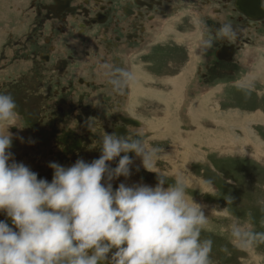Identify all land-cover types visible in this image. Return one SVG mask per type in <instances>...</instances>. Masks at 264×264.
Masks as SVG:
<instances>
[{
    "label": "clouds",
    "instance_id": "1",
    "mask_svg": "<svg viewBox=\"0 0 264 264\" xmlns=\"http://www.w3.org/2000/svg\"><path fill=\"white\" fill-rule=\"evenodd\" d=\"M215 35L232 40L236 31L222 23ZM214 43L202 37L201 48ZM107 76L112 90L121 94L135 80L123 66H113ZM255 86L254 78L237 85L246 96ZM17 109L11 93H0V213L7 218L0 220V264H215L214 242L202 236L209 221L206 206L189 197L183 177L169 183L156 169L161 149L148 148L142 133L131 128L127 135L101 133L94 141L99 158H78L68 167L50 162L49 182L9 151L14 137L9 128H23L15 123ZM93 125L90 120L95 133ZM129 153L156 174L154 187L124 182L113 187L114 180L132 174ZM234 202L233 196L226 199ZM258 203L264 210V199ZM229 219L227 230L240 251L264 245V231Z\"/></svg>",
    "mask_w": 264,
    "mask_h": 264
},
{
    "label": "flooded vegetation",
    "instance_id": "2",
    "mask_svg": "<svg viewBox=\"0 0 264 264\" xmlns=\"http://www.w3.org/2000/svg\"><path fill=\"white\" fill-rule=\"evenodd\" d=\"M27 6L33 15V26L16 42L14 61H24L21 64L30 69L16 74V78L0 79V91L14 97L19 113L15 123L23 126L9 128L14 134L9 151L17 162L49 182L54 171L48 166L50 162L65 167L78 158L91 162L101 154L99 147H94L101 133L127 135V129L139 126V120L126 116V101L121 93L114 92L107 82V73L113 66L125 67L126 53L129 62L128 56L142 46L139 59L147 54L154 62L178 60L180 64L176 63L169 72L181 74L179 68L189 58L181 57L182 51L176 49L163 52L158 42L153 43L157 41L150 24L154 17L169 19L178 15L183 24L181 31L185 28L181 39H194L195 27L203 28L205 37L215 41L213 60L224 65H232L237 51L252 44V33L261 34L258 31L264 27V0H27L24 8ZM222 23L233 25L234 39L215 35ZM40 27L48 29L40 38L41 45ZM204 55L211 61L209 52ZM209 61L204 68L196 65L192 83L195 87L188 93H195L199 82L202 88L211 86L206 80ZM167 66H161L166 70L164 75ZM124 93L127 95L125 90ZM90 120L94 121L95 133L88 126ZM209 156L225 160L216 151ZM117 163L118 158L111 166ZM206 165L212 170L210 161ZM5 219L0 213V220Z\"/></svg>",
    "mask_w": 264,
    "mask_h": 264
},
{
    "label": "rangeland",
    "instance_id": "3",
    "mask_svg": "<svg viewBox=\"0 0 264 264\" xmlns=\"http://www.w3.org/2000/svg\"><path fill=\"white\" fill-rule=\"evenodd\" d=\"M26 2L0 0V79L16 78V74L20 75L30 67L21 64L24 61H14L16 42L22 40L33 26L31 9L28 6L24 8ZM199 16L196 15L197 18ZM178 18V15L169 19L154 17L150 24L157 41L153 43L158 42L163 52L173 49L182 51L180 56H188L193 59L192 63L185 62L179 68L181 74L173 75L169 71L176 63L180 64L178 60L168 58L154 62L147 54L139 59V49L142 51L144 48L138 46V52L128 56L131 63V60L127 62L126 53L123 63L135 74V80L125 89L127 95H120L126 101L125 114L139 120L136 131L143 134L148 148L161 149L156 169L169 178V183L177 176L183 177L189 186V197L206 206L204 211L209 215V221L202 236L214 242L212 259L215 264H264V245L240 251L234 246L235 242L227 230L230 217L246 221L256 231H264V210L258 203L264 199V168L241 157L228 156L217 161L209 156L213 151L224 156L248 154L264 164V27L258 31L261 34L252 33V44H245L237 51L232 65H224L213 60L212 47L206 51L201 48V39L205 35L200 26L193 31L194 39H181L185 36V28L181 31L183 24ZM39 31L40 39L48 29L40 27ZM67 41L68 38L64 39V42ZM42 43L40 39L39 44ZM208 52L211 61L204 55ZM27 57L25 52L24 58ZM208 61L207 73L210 71V74L206 80L211 86L202 88L199 82L196 83L197 91L188 93V89L195 87L192 83L196 65L204 68L203 64ZM164 63L168 65L167 75H164L166 70H161ZM252 78L256 81L255 91L246 96L237 85ZM168 86L172 91L168 90ZM14 89L16 85H13ZM176 89L177 92L174 91ZM156 94L160 96L156 97ZM165 95L171 96L168 99L166 96L168 101H164ZM170 123H174L176 129L169 127ZM246 126L250 127L248 134L242 129ZM177 131L180 133L176 134ZM191 140L197 149L194 152L182 149ZM129 155L134 161L132 174L127 179L121 176L114 180L113 187H118L121 182L154 187L156 174L147 171L134 153ZM207 161H210L212 170L206 165ZM229 196L235 197L234 203H226Z\"/></svg>",
    "mask_w": 264,
    "mask_h": 264
},
{
    "label": "bare ground",
    "instance_id": "4",
    "mask_svg": "<svg viewBox=\"0 0 264 264\" xmlns=\"http://www.w3.org/2000/svg\"><path fill=\"white\" fill-rule=\"evenodd\" d=\"M261 83H262V82H261ZM166 96H167V99H168L170 95H169V96H168V95H165V96H164V101H165V99H166ZM170 97H171V96H170ZM174 97H176V93L173 95V98H174ZM167 99H166V101H168ZM172 100H173V99H172ZM162 101H163V100H162ZM175 101L177 102V98H175ZM165 105H166V102H165ZM247 122H248V121H247ZM253 122H255V121H253ZM163 124H165V123H163ZM170 124H171V125H170ZM170 124H169V127H173V128L176 129V126H175L174 123H170ZM250 124H251V123H250ZM252 124H253V123H252ZM166 126H167V124H166ZM174 126H175V127H174ZM166 128H167V127H166ZM242 129L248 134L250 127H249V126H246L245 128H242ZM198 130H199V129H198ZM178 133H180V132L177 131L176 134H178ZM219 139H220V138H219ZM257 141H258V140H257ZM259 141H260V140H259ZM260 142H261V141H260ZM177 144H178V143H177ZM193 145H194V144L192 143V140H191L189 143L185 144V145L183 146V147H185V148L182 147V149H184L185 151H189V149H190V150H193V152H194V150L197 149V148H195ZM214 145H215V144H214ZM187 148H188V149H187ZM178 151L180 152V150H178ZM179 152H178V153H179ZM258 153H259V152H258ZM184 155H185V154H184ZM187 156H188V155H187ZM196 157H197V156H196ZM196 157H195V158H196ZM179 164H180V163H179Z\"/></svg>",
    "mask_w": 264,
    "mask_h": 264
},
{
    "label": "crops",
    "instance_id": "5",
    "mask_svg": "<svg viewBox=\"0 0 264 264\" xmlns=\"http://www.w3.org/2000/svg\"><path fill=\"white\" fill-rule=\"evenodd\" d=\"M171 22V26H172V28H174V25H173V21L171 20L170 21ZM171 26H166L167 28H169V27H171ZM199 60V59H198ZM188 63H192V60H191V58H189V60L187 61ZM187 76V75H186ZM186 76L184 77V81H185V79H186ZM188 79H189V76H188ZM187 79V80H188ZM172 81V80H171ZM147 82H148V79H147ZM150 83L152 82L151 80L149 81ZM174 91H176L177 92V89L176 90H174ZM160 95H158V94H156V97H159ZM255 123V122H254ZM260 125V124H259Z\"/></svg>",
    "mask_w": 264,
    "mask_h": 264
}]
</instances>
